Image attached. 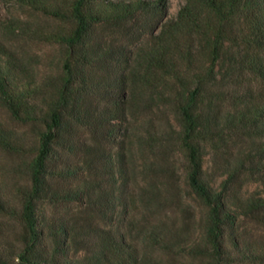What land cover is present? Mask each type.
<instances>
[{"label":"trees","instance_id":"trees-1","mask_svg":"<svg viewBox=\"0 0 264 264\" xmlns=\"http://www.w3.org/2000/svg\"><path fill=\"white\" fill-rule=\"evenodd\" d=\"M169 6L0 0V264H264V0Z\"/></svg>","mask_w":264,"mask_h":264},{"label":"rangeland","instance_id":"rangeland-1","mask_svg":"<svg viewBox=\"0 0 264 264\" xmlns=\"http://www.w3.org/2000/svg\"><path fill=\"white\" fill-rule=\"evenodd\" d=\"M169 1H170L169 13H170L171 17H175L177 15L179 9L185 3V0H169ZM28 50L30 51L31 55L39 56L40 59H42V61L45 63L46 56L48 55V52H50L52 50V48L49 46H44L42 49H38L34 46H31L28 48ZM43 62H42V64H39V65L35 64L34 66L42 69L45 67L44 66L45 64ZM0 120H2L4 122H8V120H9L7 111L1 104H0ZM13 162H14V157L12 155L8 154L6 151L0 149V172H1V168L3 166L6 165V166L10 167ZM190 204L194 207L193 210H191L192 215L199 216L203 212V207L199 203H197L187 193V197L184 199V204H182V207L179 208V207L174 206V207L169 208L167 213H169L171 216V219H172L171 224H175V223L180 224V222L187 220L188 216H187V213L184 211V209H188V206ZM192 217L195 218V216H192ZM192 229H194V228H192ZM195 232L196 231L192 230V233H195Z\"/></svg>","mask_w":264,"mask_h":264}]
</instances>
